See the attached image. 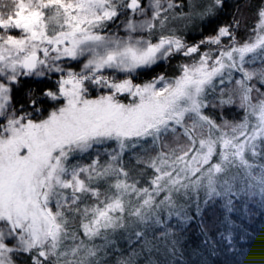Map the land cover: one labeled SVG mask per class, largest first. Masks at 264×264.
<instances>
[{"label": "rangeland", "instance_id": "rangeland-1", "mask_svg": "<svg viewBox=\"0 0 264 264\" xmlns=\"http://www.w3.org/2000/svg\"><path fill=\"white\" fill-rule=\"evenodd\" d=\"M41 1L32 0L31 3ZM129 1L49 0L41 4L45 7L43 10L37 4L32 7L20 3L7 17L0 15V44L22 52L24 60L43 49L53 37L63 39L73 33H96L105 25L111 26L109 32L76 44L73 55L85 57L87 61H79L83 64L79 73L74 71L75 77H66L61 89L65 98L79 95L76 92L78 85L83 94H103L94 105L79 107L86 112L82 118L75 116L78 111L75 106L63 107L43 121L44 129L39 128L36 134L29 132L19 136L18 133L29 127L25 115L4 112L8 101L5 84L11 77L6 76V72L10 69L12 74L19 72L13 69V58L8 60L6 68L0 65V264H14L10 257L22 246L39 248L41 254L48 246L50 251L57 250L61 241H67L66 225L75 220L86 218L90 231L99 232L104 226L107 207H115L112 193L104 184L115 185L114 179L120 175L116 167L120 152L111 140L149 137L150 150L157 154L158 172L164 174L172 168V159L193 147V137H196L198 148L192 162L195 166L200 165L208 159L211 144L206 134V116L198 100L211 81L235 66L243 69V75L217 90L223 97L220 101H211L210 106L226 103L237 109L243 108L246 93L251 100H264V63H246L247 55L264 52V10L244 45L222 46L220 38L226 31L207 39L210 46L205 49L201 48L202 43L186 47L176 42L173 49L190 56L179 76L176 79L158 78L152 83L136 86L129 76L151 66L157 53L146 37L148 28L154 17L170 9L172 3L151 0L148 5L141 4L131 11ZM184 14L172 15L168 25H160L159 30L164 26L173 30L188 27L196 18L204 17V13L199 15L195 10ZM115 21L117 24L112 26ZM53 65L36 60L34 68L41 73ZM79 77L81 79H77ZM124 93L134 101L132 105L122 106L112 100L113 94ZM29 116L34 119L38 114ZM260 121L264 123V113ZM86 126H90L92 138L80 139L78 143H71L68 149L51 154L46 142L52 132L58 131L54 141L66 137L71 140L72 136L83 138L81 133ZM221 127L228 138H236L243 131L242 125L233 120L224 121ZM258 130L254 129L249 137V151L256 150ZM31 135L35 136L27 141ZM158 138L159 146L154 143ZM42 143L44 146H40ZM66 149L72 153L90 152L92 161L67 168ZM41 153L50 156L42 155L36 160V155ZM149 160L154 162L155 159L150 156ZM79 251L77 239L63 243L57 254L60 264H78Z\"/></svg>", "mask_w": 264, "mask_h": 264}, {"label": "trees", "instance_id": "trees-1", "mask_svg": "<svg viewBox=\"0 0 264 264\" xmlns=\"http://www.w3.org/2000/svg\"><path fill=\"white\" fill-rule=\"evenodd\" d=\"M31 1L0 0V15L7 17L20 3L32 7L38 3L34 0L32 4ZM45 1L36 6L41 7ZM169 1L172 3L170 9L157 14L146 33L148 41L157 50L153 64L129 76L136 86L152 83L158 78L176 79L179 76L190 56L173 49L176 42L186 47L202 43L201 48L205 49L210 46L207 39L226 31V35L220 38L222 46L244 45L264 10V0ZM150 2L141 0L142 5ZM42 8L45 7L42 5ZM191 10L199 15L204 13V17L196 18L188 27L173 30L164 26L159 30L160 25H168L172 15H183ZM114 24L117 21L111 25ZM110 27V24L105 25L96 33H73L63 39L51 38L43 49L36 52L37 62L54 64L41 73L36 67L25 71V55L0 44V65L6 68L8 60L13 58V69L19 72L12 74L11 69L6 72V76L11 77L5 84L8 101L4 111L13 112L14 116L25 115L29 127L27 131L18 133L19 136L29 132L36 134L39 128L44 129L43 121H47L53 112L63 107L71 108L70 105L78 110L75 116L82 118L86 113L82 108L94 105L103 97L102 93L83 94L78 85L76 92L79 95L65 98L61 89L66 77H75L79 73L83 65L79 61H87L85 57L73 55L76 44L105 34ZM246 61L248 65L264 63V52L249 54ZM242 70L237 66L230 68L213 79L199 95L198 103L207 117L204 121L211 144V152L204 163L195 166L192 162L198 148L196 137H193V147L172 159V168L164 174L158 172L157 154L150 150L149 137L111 140L110 143L118 145L120 152L116 165L120 175L113 177L115 185L104 184L112 193V201H115V207H107L104 226L94 234L86 218L75 220L66 225L67 241H61L57 250L50 251L48 246L41 254L39 248L22 246L18 253L11 255L13 263L60 264L57 254L63 243L69 244L77 239L80 243L78 264H264V123L260 121L264 100H251L246 93L244 107L240 109L226 103L209 105L211 101L222 99L223 95L217 90L243 75ZM112 96V100L122 106L134 103L125 93ZM35 114H38L37 118L29 116ZM231 120L242 125V134L236 138L226 137L221 127L224 121ZM89 127L86 126L81 133L83 138L72 136L71 140L66 137L62 141H54L58 131L52 132L46 142L51 154L68 149L71 143H78L80 139L87 141L92 138ZM257 128L256 150L249 151V137ZM33 136L26 140L31 141ZM154 143L159 146V138L154 139ZM42 144L40 146L45 143ZM69 151L65 160L67 168L92 161L90 152ZM42 155H36V160ZM150 156L154 162L149 160Z\"/></svg>", "mask_w": 264, "mask_h": 264}, {"label": "water", "instance_id": "water-1", "mask_svg": "<svg viewBox=\"0 0 264 264\" xmlns=\"http://www.w3.org/2000/svg\"><path fill=\"white\" fill-rule=\"evenodd\" d=\"M140 6L141 3L138 0H130L128 3V9L131 11L138 9ZM36 60H37L36 54H30L29 56H27V58L23 62V69L25 71L33 70L36 64Z\"/></svg>", "mask_w": 264, "mask_h": 264}]
</instances>
